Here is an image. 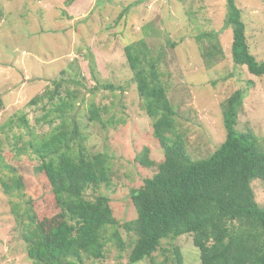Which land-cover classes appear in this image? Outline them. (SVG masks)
I'll use <instances>...</instances> for the list:
<instances>
[{
  "label": "rangeland",
  "instance_id": "1",
  "mask_svg": "<svg viewBox=\"0 0 264 264\" xmlns=\"http://www.w3.org/2000/svg\"><path fill=\"white\" fill-rule=\"evenodd\" d=\"M235 2L250 52L264 61V0ZM225 13L224 0H75L71 5L65 0H0V264H32L13 212L21 198L7 195L1 178L6 165L25 174L38 163L34 143L59 122L50 112L54 103L48 102L57 82L61 87L53 102L68 92L87 152L110 159L109 183L87 193L109 197L126 242L122 252L108 243L102 259L82 255L83 264H129L135 235L123 224L136 212L128 194L155 174L163 159L124 55V46L132 41L145 39L159 60L177 132L192 159L206 157L224 140L221 103L236 89L244 92L236 129L252 131L264 150V75L255 76L232 61V30L224 28ZM205 31H216L222 48L212 62L204 60V45L196 38ZM91 103L100 108L99 121L88 118ZM145 146L155 162L148 168L135 159ZM41 183L32 179L22 193L31 199L38 219L53 213ZM250 186L264 208V183L253 179ZM174 248L182 264H201L190 234L162 240L150 257L133 264H174Z\"/></svg>",
  "mask_w": 264,
  "mask_h": 264
},
{
  "label": "trees",
  "instance_id": "2",
  "mask_svg": "<svg viewBox=\"0 0 264 264\" xmlns=\"http://www.w3.org/2000/svg\"><path fill=\"white\" fill-rule=\"evenodd\" d=\"M74 1L65 0V4ZM224 1V28L232 30V61L255 76L264 75V61L250 52L240 8L235 0ZM196 38L204 45L206 62L222 55L216 31L202 32ZM123 50L141 107L151 120V135L163 153L157 172L128 194L136 212L134 219L123 224L135 235L129 264L150 257L162 240L182 234L191 235L201 264H264V208L255 201L250 186L253 179L264 183V150L252 131L236 129L243 90H234L221 103L224 140L206 157L192 159L183 134L177 132L175 111L153 50L143 38L126 44ZM60 87L57 82L48 96V102L54 103L50 112L59 122L33 145L38 163L25 174L6 165L1 178L4 192L21 198L13 204V212L32 264H83L82 255L102 259L108 243L119 252L126 248L109 197L97 194L90 198L87 193L109 183L110 159L105 153L87 152L85 137L71 115L74 104L68 92L53 102ZM88 118L100 120V108L94 103ZM19 121L27 127L24 117ZM135 159L143 167L155 164L146 146ZM37 178L49 192L53 207L52 214L40 219L31 199L22 194ZM172 252L174 264H182L179 249Z\"/></svg>",
  "mask_w": 264,
  "mask_h": 264
}]
</instances>
